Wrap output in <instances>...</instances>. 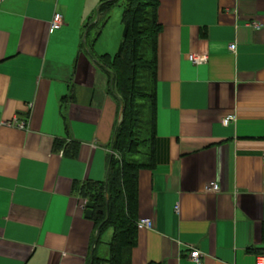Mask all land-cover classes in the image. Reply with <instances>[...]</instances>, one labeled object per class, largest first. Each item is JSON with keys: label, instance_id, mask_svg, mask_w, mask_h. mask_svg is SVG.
<instances>
[{"label": "crops", "instance_id": "obj_1", "mask_svg": "<svg viewBox=\"0 0 264 264\" xmlns=\"http://www.w3.org/2000/svg\"><path fill=\"white\" fill-rule=\"evenodd\" d=\"M158 1L155 164L139 170L137 209L152 225L138 229L130 264H195L191 249L203 264H255L264 0ZM85 11L68 0H0V264L89 262L97 230L74 192L104 179L117 107L106 76L78 54ZM54 13L63 25L50 31ZM15 117L24 129L9 124Z\"/></svg>", "mask_w": 264, "mask_h": 264}, {"label": "trees", "instance_id": "obj_2", "mask_svg": "<svg viewBox=\"0 0 264 264\" xmlns=\"http://www.w3.org/2000/svg\"><path fill=\"white\" fill-rule=\"evenodd\" d=\"M118 4L122 8L119 46L112 56L97 54L95 42ZM158 4V0H99L82 24L78 54L88 56L106 76L105 92L117 107L104 179L80 185L87 187L82 193L84 207L89 202L94 205L90 219L97 230L88 264H130L137 243L138 173L155 164ZM71 99L72 93L63 95L60 108ZM61 116L67 130L62 110ZM70 145L74 155L77 144ZM108 230L111 235L104 239Z\"/></svg>", "mask_w": 264, "mask_h": 264}, {"label": "rangeland", "instance_id": "obj_3", "mask_svg": "<svg viewBox=\"0 0 264 264\" xmlns=\"http://www.w3.org/2000/svg\"><path fill=\"white\" fill-rule=\"evenodd\" d=\"M99 0H68V4L71 7H74L76 3H82V6L85 8V12H93L98 4ZM75 14V12H74ZM121 14L122 8L118 4V6H114L110 13V17L106 24L104 25L100 35L98 36L94 50L97 54L108 53L111 56L116 52L119 43L121 41L122 34V25H121ZM87 190L86 186H78L75 189L74 195L78 199H83L82 193ZM106 236H110V232H106L104 235V239ZM106 237V238H108Z\"/></svg>", "mask_w": 264, "mask_h": 264}, {"label": "built area", "instance_id": "obj_4", "mask_svg": "<svg viewBox=\"0 0 264 264\" xmlns=\"http://www.w3.org/2000/svg\"><path fill=\"white\" fill-rule=\"evenodd\" d=\"M63 25V17L60 13H54L52 16V19L50 21V31L57 30L61 28ZM229 49L234 51L235 50V44L232 43L229 45ZM188 59L193 63V64H198L201 62H204L206 60L205 55H196V54H190L188 55ZM234 120V115H227L222 119V123L224 125H227L230 121ZM10 125H13L19 129H24L25 128V122L22 119H19L18 117H15L10 123ZM262 167H264V157L262 161ZM209 189L212 191H217L218 186L214 183H210ZM152 225L151 220L149 218H143L137 221V229H142V228H150ZM189 257L191 261H193L195 264H203L202 259H201V252L198 249H191ZM255 264H264V254H260L256 256L255 259Z\"/></svg>", "mask_w": 264, "mask_h": 264}, {"label": "water", "instance_id": "obj_5", "mask_svg": "<svg viewBox=\"0 0 264 264\" xmlns=\"http://www.w3.org/2000/svg\"><path fill=\"white\" fill-rule=\"evenodd\" d=\"M93 207H94V205L91 202L86 204V209H85V213H84L85 217L90 218V216L93 212Z\"/></svg>", "mask_w": 264, "mask_h": 264}]
</instances>
